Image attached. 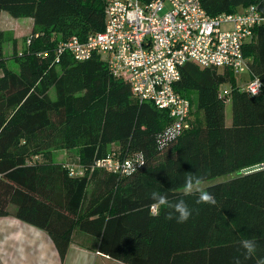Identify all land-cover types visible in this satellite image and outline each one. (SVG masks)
Here are the masks:
<instances>
[{"label":"trees","instance_id":"obj_1","mask_svg":"<svg viewBox=\"0 0 264 264\" xmlns=\"http://www.w3.org/2000/svg\"><path fill=\"white\" fill-rule=\"evenodd\" d=\"M107 1L0 0V12L33 21L21 51L12 41L8 60L0 30V216L47 232L61 258L78 232L90 239L85 246L125 264H144L140 255L169 243L177 229L191 227L194 243L221 235L264 240V166L256 167L264 163V23L244 47L248 75L259 78L260 91L240 90L230 70L187 62L174 88L189 101L190 127L161 140L171 123L166 110L133 97L99 55L77 61L57 52L69 37L84 39L102 29ZM199 1L210 15L255 5L264 17V0ZM223 84L229 90L220 97ZM113 144L117 156L140 152L143 165L122 175L92 167ZM57 149L76 150L83 175L71 176L65 163L53 162L51 150ZM236 171L204 188L215 205L196 204L199 194L182 190L187 172L205 181ZM152 190L172 202L183 199L193 210L189 220H166L164 206L150 215ZM158 231L166 238L159 240Z\"/></svg>","mask_w":264,"mask_h":264},{"label":"built area","instance_id":"obj_2","mask_svg":"<svg viewBox=\"0 0 264 264\" xmlns=\"http://www.w3.org/2000/svg\"><path fill=\"white\" fill-rule=\"evenodd\" d=\"M262 23L264 17L255 5L210 15L199 0H108L102 29L84 39L69 37L58 44L57 52L77 61L99 55L111 75L129 84L133 97L166 110L171 123L159 136L164 140L190 127L189 101L174 88L185 63L227 69L236 79L247 73L239 89L252 95L260 91L259 78L248 75L244 47ZM228 90V84L221 85L219 96ZM141 163L140 152L108 154L92 167L122 175ZM65 167L71 176L83 175L78 162Z\"/></svg>","mask_w":264,"mask_h":264},{"label":"crops","instance_id":"obj_3","mask_svg":"<svg viewBox=\"0 0 264 264\" xmlns=\"http://www.w3.org/2000/svg\"><path fill=\"white\" fill-rule=\"evenodd\" d=\"M182 190L184 191V188ZM149 214L155 215L156 213L149 209ZM144 220L146 218H143L142 222ZM177 230L175 234H170L168 237L172 238L169 243H165L166 241L156 243L153 253L145 251L143 256L140 255V262L144 264H233V257L243 252L242 249L238 251V242L247 238L240 237V239L228 241L227 237L221 235L214 236L215 241L212 242L207 240L202 243H194L189 242V239L194 238L191 227L188 231ZM210 234H206L207 239ZM157 235L159 240L162 237L166 238L161 231H158ZM219 238L222 239L216 241ZM248 238L256 237L250 235ZM87 239L89 238L76 232L74 240L70 242L61 258L47 232L11 215L0 216V264H125L85 246L87 244L84 240L87 241ZM256 241L259 246L256 254L247 261H243L241 255L243 264H256V259L264 257V240L256 239ZM92 242L90 244L95 245L94 241ZM189 244L193 246L196 244L197 248L189 249L187 248ZM181 247L183 250H176Z\"/></svg>","mask_w":264,"mask_h":264},{"label":"clouds","instance_id":"obj_4","mask_svg":"<svg viewBox=\"0 0 264 264\" xmlns=\"http://www.w3.org/2000/svg\"><path fill=\"white\" fill-rule=\"evenodd\" d=\"M161 148L166 147V145L161 144ZM143 165V163H141ZM204 178L192 173L187 172L184 175V192L185 194L198 193V198L196 204H208L215 205L216 198L215 196L204 190L203 187ZM149 198L153 201L151 204V210L153 213L158 214V210L164 206L169 211L167 212L165 219L166 220H175L177 223H185L189 220L192 215V209L188 204L183 200L172 202L169 200L168 196L165 193H162L157 190H152L149 193ZM239 248L243 250L240 255L233 257V264H243V261H247L254 257L258 249V243L256 238H246L238 242ZM241 255L243 256V261L241 260ZM256 264H264V257L256 259Z\"/></svg>","mask_w":264,"mask_h":264},{"label":"rangeland","instance_id":"obj_5","mask_svg":"<svg viewBox=\"0 0 264 264\" xmlns=\"http://www.w3.org/2000/svg\"><path fill=\"white\" fill-rule=\"evenodd\" d=\"M6 15V16H3ZM6 17V18H3ZM0 28L4 35L3 43H2V50L5 59H9L11 51H12V41L16 40L17 50L21 51L23 46L25 45L26 40L28 39L29 34L32 30V20L28 17H12L7 12L1 11L0 12ZM9 65L13 67L12 62L9 61ZM247 79V73H243L242 75H238L237 77V84L240 85L243 80ZM49 96L51 99H54L55 93L54 89L51 88L49 90ZM225 121L227 124L231 121V110L230 104L228 102L225 105ZM109 154L116 153L115 145L113 144L110 146ZM52 160L53 162L58 163H69L75 166L77 165V157H76V150L67 151L65 149H57L51 150ZM68 161V162H66ZM256 167H260V164ZM248 170V169H246ZM243 170V171H246ZM239 172H233L226 175L217 176L208 180L204 181L203 187L205 188L207 185L225 181L229 178L237 176ZM184 188V187H183Z\"/></svg>","mask_w":264,"mask_h":264}]
</instances>
